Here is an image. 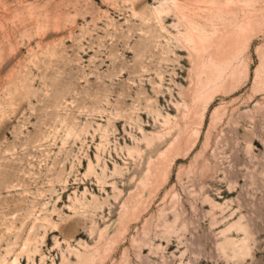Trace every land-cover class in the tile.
<instances>
[{
    "label": "rangeland",
    "instance_id": "374dc122",
    "mask_svg": "<svg viewBox=\"0 0 264 264\" xmlns=\"http://www.w3.org/2000/svg\"><path fill=\"white\" fill-rule=\"evenodd\" d=\"M180 4L255 23L189 151ZM209 8L0 0V264H264V0Z\"/></svg>",
    "mask_w": 264,
    "mask_h": 264
},
{
    "label": "bare ground",
    "instance_id": "6f19581e",
    "mask_svg": "<svg viewBox=\"0 0 264 264\" xmlns=\"http://www.w3.org/2000/svg\"><path fill=\"white\" fill-rule=\"evenodd\" d=\"M195 2L207 3V5L208 4L210 5V8L212 6L215 7L218 4V0H195ZM176 10L179 16L181 17L180 19L184 23V25L181 24L183 25L184 29L182 33L178 32L176 35H173L172 39L175 41L176 46L178 48H183L189 51L188 54L190 56L193 65L192 69L194 71L198 70L195 81H192L191 83L192 86L191 87L192 103L190 102V104H192L191 112L193 114V120L196 122L195 125L193 126L195 127V129L193 131H190L191 138H189V141L190 139H192V141H190L191 143L188 144L189 148L188 150H186L189 151L190 148H192V146L194 145L195 141L197 140L198 133L200 131L199 128L200 126H202L201 123L203 116L205 114L208 104L212 100V96L215 94V92L218 93V90H222L223 87H226L225 84H227L228 82L229 84H227V86L228 85L230 86L232 83L231 81L232 78L231 77L229 78V76L232 75L234 77L235 74H237L236 71L234 72L235 74L233 73L235 69L234 62L238 58L241 49L244 50L243 46L245 44H248L246 43V41L248 42L249 40L245 38L246 31L251 30L255 23H246L248 21L247 20L245 21L246 24L230 28V30L225 34H221L218 30H214V32L212 31L213 33L210 34L205 30V28L198 25L199 23L196 24V22H194L187 15L185 7H183L181 4L176 7ZM197 21L199 22V20ZM162 29L164 28L162 27ZM246 37L248 38V36ZM245 47L247 48V46ZM226 81L228 82L226 83ZM185 154H187V152ZM166 159L167 157L165 153L162 154V160L166 162L168 161ZM92 168L93 167L91 166V163H88L87 172L90 173ZM95 178H96V182L103 189V185L106 184V182H104V178H105L104 169H102L101 176L100 177L95 176ZM86 192L87 190L85 189L82 195L83 197H85ZM76 201L79 202V199L76 198ZM36 251H38L37 247L34 248L33 252ZM75 255L77 256L78 259L77 264H82L81 254L76 252ZM13 264H17L15 260L13 261Z\"/></svg>",
    "mask_w": 264,
    "mask_h": 264
}]
</instances>
